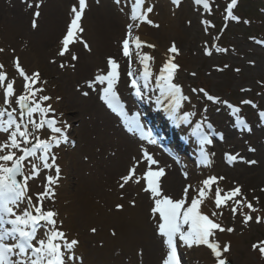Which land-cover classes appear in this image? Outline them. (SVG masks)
Returning <instances> with one entry per match:
<instances>
[{
	"label": "snow or ice",
	"instance_id": "snow-or-ice-1",
	"mask_svg": "<svg viewBox=\"0 0 264 264\" xmlns=\"http://www.w3.org/2000/svg\"><path fill=\"white\" fill-rule=\"evenodd\" d=\"M115 2L119 4L121 0H115ZM172 2L179 6L181 0H172ZM41 3L42 0H38L35 4L37 10L34 12L32 20V27L34 29L38 27L37 18L41 15L39 11ZM145 3L146 0H135V3L132 5L130 19L133 21H146L151 25L153 21L148 18V14L153 12L154 6L148 5L144 7ZM196 3L203 4L206 10L211 11L209 0H196ZM236 3L237 0H231L225 19L229 17L233 20L239 19L232 12ZM28 6L33 7L32 4ZM87 6V0H78V5H73L71 9L72 18L67 27L66 34L61 41V48L58 52L59 56L63 57L67 54L71 57L72 61L79 59L76 53L71 52L69 45L75 42L77 33L83 32V28L79 22ZM202 23L212 26L211 21H202ZM138 26V24H129L127 26L129 30L128 36L122 40L123 55L130 62L132 58L130 49L131 31L133 27ZM83 43L84 47L90 51L89 45L86 42ZM260 43L264 44V41ZM140 47L141 41L139 37H136L135 48L139 49ZM148 47L155 46L148 45ZM217 50L227 51V49ZM2 51L3 49H0V52ZM169 52L176 55L179 54V50L175 44L172 45ZM207 54L211 55V52L208 51ZM137 57L143 65L142 77L144 87H148V82L153 76L148 63L152 57L147 54L141 56L139 53H137ZM173 61L174 56L164 63L159 75L155 76L156 87L160 91V95L156 97L157 103L163 104L167 100L164 107L170 114H174L180 108L181 101L189 99L188 96L183 94L182 86L173 82L179 68V65ZM52 62L54 63L55 61ZM69 66L75 67L74 64ZM107 66L106 73L97 74L95 80L88 82L89 87L95 86L97 82L101 85L106 82L107 86L101 90L100 99L113 112L124 118L125 125L130 132H138L142 140L147 139L149 143L156 144L157 140L151 138L150 134L145 133L144 126L138 118H129L127 116L124 104L121 102L117 91V85L121 78L118 61L114 57H108ZM3 67L0 64V69H3ZM14 67L25 82L23 86L24 90L19 95L16 94L14 87L15 80H8L7 74L0 71V88L4 90L3 105H0V133L5 135V138L0 140V227L3 228L0 231V264H67L68 261L78 259L75 255V249L80 241L75 238H69L64 231L57 227V220L55 219L57 213L51 210L43 211L42 198L50 194V185L55 181L53 177H47L49 186L46 187L45 193L37 194V203L35 205H32V198L27 196V181L39 175L40 166L44 168L55 167L57 178L59 177L60 169L55 164L56 156L51 152V149L59 147L61 143L69 142L66 130L71 125H68L66 121L59 118L63 116L62 113L59 114V117L57 116L56 109L49 103L52 97L42 94L45 91L43 87L45 82L41 80L39 71H34L31 74L26 73L18 57L14 60ZM60 67L64 68L65 64L61 63ZM236 71H239V69ZM126 75L132 78L130 82L136 90V95L142 96L141 88L138 85L137 79L133 78L134 73L130 68L126 72ZM192 92L203 93L208 101L226 105L234 115L240 111L238 107L231 105L226 100L221 101L219 97L210 95L203 88L192 89ZM83 95L87 96L88 93L84 92ZM55 99L59 101L61 98L56 97ZM241 103L250 104L255 107L250 100H242ZM13 104L16 107H13ZM193 114L185 113L182 119L187 120ZM259 116L264 120V111L259 112ZM237 122L242 128L251 131L250 126L239 116H237ZM197 128H200L199 124H197ZM45 131L50 134L47 138H41V134ZM203 142L212 143V140L208 139L206 133L203 134ZM142 150V160L133 158L135 162L129 168L127 175L120 178L121 183L119 187L123 189L129 182L139 183L141 178L135 175L137 168L141 163L147 162L149 167L143 177L147 182V187L144 190L151 193L153 200L151 208L152 218L156 224L158 234L163 238V242L169 249L166 258L163 260V264H179L175 245L177 238L189 247L193 245H206L211 250L216 264H226L227 257L225 254L229 252L230 244L225 243L221 245L214 237L217 231L233 232L234 229L231 227L225 229L213 217L218 215L216 209H220L230 201L232 202L231 211L233 216L245 205L250 212L257 211L253 204L243 196L241 186L236 185L231 190L225 192L217 183L224 180L225 177L210 176L204 179L199 187L195 188V195L189 196V190L193 186L186 185L182 197L174 199L163 193L158 181V178L164 175V169L158 168V170L153 171L151 165H158L159 162L146 149H143V146ZM249 151L254 152L255 149L250 148ZM201 154L206 164L211 163L208 160V153L203 148L201 149ZM225 158L229 163L236 161L238 158L243 159L238 153L235 155L226 153ZM35 160H39L40 165L35 163ZM247 163L255 164L257 161L250 160ZM26 166H30V175H23ZM183 174L185 177L188 176L187 172ZM18 176H22L23 180H18ZM213 185H216L214 200L209 196ZM261 191H264V189H261ZM221 192H224L223 196H221ZM238 196L240 197L239 199L236 198ZM256 199L258 200V198ZM25 200L28 204L32 205V210L28 208H24L22 211L19 210L20 202ZM206 200L214 204V208L209 213H205L201 208V205L207 207ZM130 203L133 206L135 205L134 200L130 201ZM123 207V204L116 205L118 210H122ZM241 215L243 216V223L246 225L253 220L250 213L245 214L241 211ZM262 221H264V218L260 216L255 217L256 223H261ZM3 224L10 225L11 227H3ZM185 225H187L186 229ZM41 227L45 229L44 238L37 239V233ZM91 231L95 233L96 229L92 228ZM113 235H115V232H113ZM9 237L14 241L13 243L8 242ZM252 247L254 250H258L261 256H264V241L253 244ZM80 259L82 260V258Z\"/></svg>",
	"mask_w": 264,
	"mask_h": 264
},
{
	"label": "bare ground",
	"instance_id": "bare-ground-1",
	"mask_svg": "<svg viewBox=\"0 0 264 264\" xmlns=\"http://www.w3.org/2000/svg\"><path fill=\"white\" fill-rule=\"evenodd\" d=\"M29 2H32L33 7H29V4L23 5L21 0H0L1 34L8 40L7 44L14 45L12 47L17 51L16 55H21V63L29 69L28 71L39 70L41 67L45 78L51 80L50 84L59 86V91L61 94L63 93L65 101L59 105L55 97L50 103L59 113H63L62 117L58 115L59 118L69 119L73 122L81 121V127L75 128L74 133L79 136L80 142H87V147L84 149L85 155H89L92 159V164H89L73 158L74 170L68 172L69 156L75 155V151L63 150L59 154L62 179L58 191L61 189V196L64 200L60 201L61 213L57 216L62 231L69 238L80 241L76 252L79 251L80 254H83L88 264H99L93 257L95 253L100 255L101 264H137L140 261L143 264H156L159 260L158 253L163 250L164 243L156 236L155 232L151 233L154 220L153 224L149 221V207L146 208L150 201V195L139 190L138 186L131 182L121 189L119 187L120 177H114L117 172L121 171L123 165H125L126 172L128 168L132 167L131 156L138 152L136 142L122 131L113 115L109 114L95 98L92 97L91 100L87 99L89 101H86V99L69 94V90L65 88L67 78L63 75L58 80H52L55 74L52 70L55 68L48 64L46 56L50 55L54 46L58 48L57 53L59 52L61 45L56 44L54 40L62 31L63 21L68 18L73 5H77V0H42L39 8L41 15L37 20L36 30L31 27L30 22L28 27L26 17L31 13L34 14L37 10L35 4L38 0ZM148 5L154 6L153 12L148 14L154 25L149 26L147 22L140 21L137 35L141 42L152 43L155 45V49H162L164 52L162 62H167L170 57L175 55L173 62L176 63L178 56L169 53L167 49L172 47L173 40L183 36L187 31L182 30L176 20L168 18V13H165L166 4L164 1L150 0ZM126 15L127 10H124L123 7L119 9L111 1L103 0L102 6L93 5L90 13L83 17L84 22L87 20V26L89 24V27L92 28L93 34L90 33L88 38L93 45L90 46V51L84 49L76 51L80 58L76 76L80 78V82L93 81L97 74L106 71L104 60L100 58V52H106L107 55L104 58L116 56L119 53L117 38L121 33L123 35L126 23L130 21ZM43 19H45L43 25L45 30L43 33L42 31L38 33ZM19 38H21L20 42ZM190 39L192 40L189 36ZM164 43L168 46L163 47ZM57 53H55V57L59 59V62H62L66 56L61 57ZM65 60L67 61V59ZM75 62L70 61L71 64ZM149 65H151V60ZM154 65L151 66H158ZM83 67L89 68L88 74H84ZM77 78L72 80L76 82ZM122 85L124 86V84ZM101 87L102 85L98 82L93 86L98 93ZM51 88L49 85L47 86V90ZM53 94L55 95V92ZM185 109H191L189 104ZM91 112H96L91 115L93 117L83 118L84 115H89L88 113ZM79 147L80 145H78ZM240 173L233 169L229 176L239 179L243 176ZM67 176L71 177V181L73 179L72 185L71 188L63 191L62 187L68 185L69 182ZM117 179L119 180L117 181ZM196 180L195 175L190 179L193 182ZM181 186V178L175 172L166 177L167 193L177 192L180 196L179 188ZM131 196L135 198L134 206H131L130 203ZM205 203L207 207L201 205V208L205 213H209L214 208V204L207 200ZM117 204H123V209L118 210ZM96 224H98L99 230L93 234L91 229ZM85 228V234L83 232L79 235V239L76 236L77 231L80 233V229ZM216 236L221 241L219 242L221 245L225 243L234 245L237 242L234 234L227 231H217ZM89 243L94 245L93 248L88 246ZM141 249L145 254L144 259L138 256V251Z\"/></svg>",
	"mask_w": 264,
	"mask_h": 264
},
{
	"label": "rangeland",
	"instance_id": "rangeland-1",
	"mask_svg": "<svg viewBox=\"0 0 264 264\" xmlns=\"http://www.w3.org/2000/svg\"><path fill=\"white\" fill-rule=\"evenodd\" d=\"M29 1L31 0H28L29 4L32 3ZM189 2V0H183L182 5L177 9H173L169 4L166 5L165 8V13H168V18L170 17V19L173 18L174 20H176L178 24H180L182 30H185V32L187 31L184 34L182 33L183 36L173 40L174 42H176V45H178L177 47L180 48V55H177V62H179L181 67L183 68L182 70L180 69L178 75H176L179 83H181L188 92L190 91L191 87L198 88L200 86H203L210 90V92L216 95H220L223 99L227 98L237 101L242 100L243 98L256 99V101L259 102L260 107L264 109V48L262 49L261 47L256 45L254 41L249 39L251 35L264 36V18L258 15L257 7L253 4V1L241 0V3L238 6V11L241 14L244 13L243 15L250 18V20L247 19V22L244 21V23L241 25H236L231 21L229 23L228 29L225 30L224 35H219L221 41L224 42L227 46V51L224 53V56L214 55L210 58L204 56V47L207 44L212 43V41L218 39L216 33L219 30V27L220 30L223 29V27L221 26V19L224 18L225 20V8H227L226 5L228 6V4L231 3V0H225L223 8H221L219 4H216V6L213 7V13L214 10L217 11V8H221L222 11L225 10L222 13L223 15L220 14V23L218 27L216 26L217 29L215 30L212 29V26L217 22L219 15L217 16L215 13V15L213 16L212 9L211 11H208L204 7L197 8L195 6H190ZM92 5L93 3L91 4V6ZM94 6L96 5L94 4ZM259 6L263 5L259 4ZM88 13H90V11ZM32 20L33 13L26 17L28 27L29 22L30 25H32ZM67 20L68 18L64 19L62 31L60 32V34H58V37L56 36L54 40L56 44H59L57 43V41H60L59 39L60 37H62L65 31ZM202 21H211L212 26H208L202 23ZM44 22L45 19H43V24L38 29V33L41 31L43 33V31L45 30V28H43ZM83 26L85 31L81 38L82 41L78 43H83L86 40L87 43L89 41L90 44L93 45V43H91V40H89L88 38V35L90 33L93 34V31L92 28L89 27V24L87 26V20L83 22ZM206 28L207 30H205ZM189 36L190 38H192V40H189ZM121 38L122 33L117 38V48H119V42ZM20 39L21 38H19V42ZM7 42L8 40L3 36V34H1L0 31V49H3V51L0 52V64L4 66L2 70L9 71L12 74L13 78L16 79L17 76L14 71L15 68L12 61L14 56H18L21 59V55H16L18 53L12 47L14 45L9 43L7 44ZM166 45L168 46V44L164 43L163 47H165ZM79 48L82 49L84 48V46L82 44H76L74 46L73 52H76ZM22 49L23 47L21 48V50ZM53 49L54 50L51 51L52 53L50 52V55L46 56L48 64H50L51 67L55 68L52 70V72H55L52 80H58L59 77L63 75L67 78L65 88L69 90V94H73L74 96L81 98L80 94L76 90V86L80 82V78H77L76 76L79 63L77 64L78 66L76 69L72 68L73 71L75 70V72H72L70 70V67L68 68L67 66V62H70L69 58L67 61L65 59H62L63 61L58 63L59 59L55 57V53H57L58 48H55L54 46ZM152 49L153 48H151V50ZM163 53L164 52L162 51V49L157 50L156 48L154 50L153 58L155 59L153 61V64H155L156 61L157 65H159L158 67L163 66ZM86 55L91 56L87 53ZM100 55V58L104 60V56H106L107 54L106 52H100ZM52 61L55 62L53 63ZM78 61L80 62V58L78 59ZM61 63L65 64L64 68L60 67ZM98 65L100 66L101 64ZM225 65H227V67H225ZM218 66L221 68H218ZM82 69L84 74L89 73V68L83 67ZM220 69H223V71H221ZM237 69H239V71H236ZM38 71L40 72L42 79L45 78L44 71L41 69V67ZM193 73H195V75H193ZM73 78H77L76 82L72 80ZM51 84L50 87L52 88L49 89V92L52 93V95L55 92V97H60L62 99L61 103L58 104H63L65 98L63 96V93H60L59 86L57 84ZM242 89H244V91H242ZM86 101L89 100L86 99ZM93 113H88L89 115H84L83 118L89 119L93 117L91 116ZM253 114L255 115V112H253ZM74 124L76 126L75 128H79L81 121L77 120L76 122H74ZM260 130L263 131V129ZM262 135L264 136V132ZM76 139L79 142V136L76 135ZM244 140L245 141L240 142L239 146L234 147V149L232 148V144L229 143L224 146V148L222 147V150L224 151H226L227 148V151H230V154L235 155L238 153L239 156L245 157V163H241L237 165L236 168H233L234 171L236 170V172L240 171V174L243 176L239 179L230 177L229 173L231 169L226 166L224 161L223 164L221 163L220 168L215 167L212 172L216 175L222 174L226 177V181H223V186H219L224 191H228V187L231 189L236 185H240L243 196L246 197L247 201L253 204L254 208H256L257 211L250 212V210L245 205L242 209L237 211L235 216H233L231 211V202L228 205H224L220 209H217V218L224 226L234 229L233 233L235 234L234 236L236 237L237 242L234 245H231V251L228 254V258L233 264H264V256L262 257L260 252L258 250H254L252 247L253 244L264 241V221H262L261 223L255 222V217L257 216L264 218V191H261V189H264V145L263 140L256 135V132L244 135ZM79 143L80 147L75 149V155L69 156L70 161L68 160V172L74 170V161L72 160L73 158H77L79 161L82 160L84 161V163L92 164V159L89 157V155H85L84 149L87 147V142L81 141ZM250 148H254L255 151H249ZM254 159L257 161L256 164H247V160L250 161ZM124 166L125 165H123L121 171L117 172L114 177L124 176L126 172V168H124ZM68 180V185L66 184L62 187L63 191L65 189L71 188L73 179L71 181V177H68ZM118 180L119 179H117V181ZM224 185L226 186L224 187ZM213 195H215V187L213 190ZM239 198L240 197H238L237 199ZM256 198H258V200ZM130 199L131 201H135L132 196L130 197ZM63 200L64 198H62L60 193L56 202L50 201L48 207L54 208L56 211H60V201ZM148 204L146 205L147 209L150 206L149 202ZM241 211L245 214L250 213L253 217V220L250 221L247 225L243 223V216L241 215ZM88 227L89 226H87V228ZM92 227L99 229L98 224H96V226L93 225ZM80 230V233L78 231L76 233L78 236L83 234V232L85 234L86 228ZM153 230L154 228L152 227L151 233L154 232ZM88 246H90V248H93L94 245L89 243ZM199 252L200 254L196 253L194 255L199 256L198 260H200V263L204 262L205 264H208L214 261V257L212 256V253L208 251V249L203 248ZM93 257L97 263L101 262L99 254L95 253L93 254Z\"/></svg>",
	"mask_w": 264,
	"mask_h": 264
}]
</instances>
